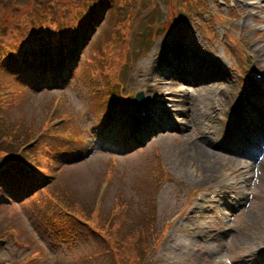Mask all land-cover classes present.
Instances as JSON below:
<instances>
[{
    "label": "rangeland",
    "instance_id": "1",
    "mask_svg": "<svg viewBox=\"0 0 264 264\" xmlns=\"http://www.w3.org/2000/svg\"><path fill=\"white\" fill-rule=\"evenodd\" d=\"M129 1L132 2L110 0L108 8L113 7V11L110 13V10L104 18L108 28L111 26L122 34L127 32L125 39L130 45V53L125 51L120 62H113L116 68H122L118 85L122 93H118L133 100L132 96L141 92L140 101L148 110L146 118H141L138 109H134L130 116L133 118L129 117L130 127L124 130L125 134L122 132L114 138L115 128L97 132L96 119L101 116L104 108L98 106L89 93V85L94 81L88 79L85 67L95 60L92 53L93 42L84 48L82 56L79 57V65L64 87L44 85L42 90L31 89V92L24 85L28 93L26 96L24 93L21 102L20 98L15 97L5 103L10 106L12 114L25 112L26 123H29L30 119L29 127H32L35 123L39 124L43 116L41 105H35L33 101L39 97L48 102L49 97L58 96L66 114L74 113L77 116L78 121L72 119V122L75 125L79 123L78 128H81L82 133L77 135L73 146L78 155L71 156L69 166L61 164L59 159H52L54 171L47 177L40 176L44 182L41 187L43 192L32 198V206L15 210L9 207V203H0V208L4 207V215L0 216V240H9L17 247L15 250L14 246L10 245V248L6 249L8 260L13 261L9 264H17L22 260L23 264H31L34 257L41 258L42 261L38 264H42L44 259L48 258V247L55 251V254H59L61 261L71 260V264H74L76 259L90 250L96 249L94 257L101 256L97 248L101 245L102 238L112 256L96 260L95 263H88V260L84 264H264V143L258 140L264 139V97L260 95L264 92V80L260 85H255L248 77L251 70L264 66L251 56L242 57L238 49L227 42L226 35L221 34L219 27L216 28L214 40H205L203 31L209 25L203 22L201 4L193 6L189 0H166L172 5L170 7L166 5L165 0H158L161 7H158V24L154 28L164 26L163 20L172 10L175 14L172 13L173 18L167 24L168 31L164 26L162 32L147 46L140 41L137 30L142 33L148 31L147 25L142 24L146 23L149 8L144 0ZM243 10L245 16L240 21L245 24L249 20L246 14L247 6H244ZM129 11L134 12L129 27L124 25L123 28L119 27V31L115 25L122 21L115 24V20ZM179 13L185 14V22H180ZM174 18L179 19L178 25ZM224 26L225 23L222 24V27ZM97 30L99 31L94 29V32ZM78 34L80 35L79 31ZM221 35L222 47L216 38ZM152 36L150 32L149 39ZM163 40H170L173 45L174 42L178 44V41L183 44V49L177 50L178 55L171 58L178 72L169 74L167 81L176 84L179 77L192 76L208 85L215 78L222 82L224 95L213 91L209 98L208 94L204 93L195 96L199 101L200 115L206 107H213L214 114L202 121L209 124L210 130L220 128L221 122L231 113V98L235 103H241L240 121L251 129L244 132L235 124L232 136L242 149L248 146L243 140L262 146L261 155L251 147L250 152L255 153L252 166L247 169L242 168L240 164L223 167L215 157L200 155L198 150L189 145V142L195 139L192 130L198 124V120H194L191 107L185 106L183 109L186 112L179 109L177 115L170 104L163 100L160 86L156 84L158 77H163V74L171 71V68L156 62L160 52L154 50V46ZM223 49L233 52L238 62L237 69L228 67L230 62L226 54H223ZM73 50L74 48L70 49L71 55L76 58L77 51ZM168 51L165 50L164 53L170 57ZM97 54L101 57L99 51ZM152 62H155L158 71L149 68L148 65ZM5 79L14 83L8 87L9 93L19 82L9 73ZM145 84L150 88L146 89ZM38 86L39 81L31 80L28 87ZM168 87L166 86L165 90ZM31 95L34 96L30 100L28 98ZM6 97V94L1 96L0 103ZM128 98L124 101L123 110L132 109L135 105V102ZM172 99L178 100L177 97ZM18 102L19 105L15 106ZM251 103L255 104V107H251ZM155 108L160 111L159 114L153 113ZM156 117L160 121L149 133L145 132L150 129L144 132L133 130L134 119H141L146 124L143 128L147 129L153 127L151 122ZM61 124L70 125V121H61ZM129 134L132 138L140 139V142L130 144L129 137H126ZM82 138L84 144L80 145ZM44 139L64 141L58 130ZM62 151L64 150H58L59 153ZM257 155L260 158H256ZM46 160L44 168L49 172L52 162L48 157ZM11 167L14 168V165ZM44 168L40 165L42 171ZM212 170H217L219 181L207 178L204 182L198 178L201 172ZM222 180L228 187L225 192L218 189ZM7 185L9 184H4ZM223 193H227L226 196ZM97 196L102 197L99 204L101 210L93 213L96 217L106 216L105 220L108 222L107 228L101 234L102 238L98 237L96 244H93L94 237L76 228L67 216L70 212L63 211L59 201L75 199L76 208L86 214ZM24 199H19L16 205L23 207L31 200L28 198L23 201ZM56 206L59 213L53 218L52 211H57ZM109 212L114 218H110ZM151 212L153 214L148 218L147 213ZM165 218H169L172 225L156 249L150 239L146 241L141 238L138 228L148 237ZM138 219L141 222L144 219L146 225L138 227ZM166 239L175 242L174 252L162 244ZM13 249L15 251L12 254ZM29 249L33 250V253L28 256L26 251ZM127 253L132 255L128 259Z\"/></svg>",
    "mask_w": 264,
    "mask_h": 264
},
{
    "label": "bare ground",
    "instance_id": "2",
    "mask_svg": "<svg viewBox=\"0 0 264 264\" xmlns=\"http://www.w3.org/2000/svg\"><path fill=\"white\" fill-rule=\"evenodd\" d=\"M172 45L173 42L170 40H163L155 45V50L160 52L157 58L160 64L168 66L173 63L171 58L176 57L178 52L176 48L172 47ZM165 50H169L168 52L170 57L164 53ZM148 66L156 71L154 62ZM172 73H177V71L174 70L169 74ZM169 74H165L163 77H158V81L156 83L160 86L159 90L162 92L161 94L164 100L170 103L171 109L175 112L179 109L184 112L185 110L183 108L185 106L191 107L194 120H198V124L195 126V129L192 130L195 134V139L189 142V145L193 146L195 150H198L200 155L215 157L223 164V167H234L240 164L242 168L246 169L252 165L250 163L251 158L253 157L250 153L252 148L247 146L246 150L242 149L232 136L234 125L238 122L241 110V108H239L233 100L230 104L231 113L227 114L226 118L223 122H221L220 128L210 130V126L202 122L207 120L211 114H214V111L212 110L213 107H206L200 115L199 101L195 98V96L204 93L208 94L207 97L209 98L213 91H217V93L219 92L221 96L224 95L225 91L222 90V82L219 78H215V80H213L209 85L201 80L195 79V77L192 76L187 79L181 78L178 83L172 84L167 81ZM186 83L188 86H186ZM166 86H169L172 90L164 93ZM145 88L149 89L150 86L145 84ZM173 97H177L178 100L174 101L172 99ZM244 129H248L247 126H244ZM219 168L220 167L218 166L217 169ZM237 172L240 173L239 171ZM198 178L201 181H204L207 178L215 179L217 178V170L209 171L207 174L201 172ZM227 188L228 187L223 180L222 183L218 185V189L222 190V192H225ZM173 249H175V247H173Z\"/></svg>",
    "mask_w": 264,
    "mask_h": 264
},
{
    "label": "trees",
    "instance_id": "3",
    "mask_svg": "<svg viewBox=\"0 0 264 264\" xmlns=\"http://www.w3.org/2000/svg\"><path fill=\"white\" fill-rule=\"evenodd\" d=\"M71 1V0H68ZM75 1V0H72ZM102 0H89V5L87 7V9L84 11L83 15L80 17H77V22L75 23V25H71L69 27V29L66 32L65 38L63 39V43L65 44V50L68 49L73 43L71 40L73 31H74V27L76 28H81L84 32H89L90 29L92 28L93 25H95L98 21V19L102 16V5L101 2ZM14 2V0H0V10L4 9L6 10L8 8L9 5H12ZM77 9V8H76ZM74 9V11L76 10ZM29 12L26 13V17L27 19H32L34 18V8L32 6L29 7L28 9ZM85 15V16H84ZM88 19V21L86 22V24H84V20ZM44 21V18H42V20H40L39 23H42ZM107 37V36H106ZM114 38V35H111V38L108 36L107 39V43H111L112 39ZM18 43L16 49L14 50H10L9 53L5 56V59L7 62L14 64L16 67H18V65L20 64V62L27 58L29 60H31V62H33V67L34 69L37 71L39 69L42 68V64H40V60H38L37 58H35V55L32 54V50L34 51H38L40 49V45H39V37H38V31L35 29V27H31L29 29V31L26 33V35L22 38H13L9 41H7L2 48H7L13 44ZM100 43V41H96L95 45L98 46V44ZM41 60H46V57L43 56ZM50 70V68H44V71L46 73H48ZM37 129L34 128L31 133H35ZM16 144H20L19 141H16ZM61 204L64 205L65 210L69 211L73 216H75L76 218H80L84 221V223H86V225L88 227H90L94 232H97L98 234H103L105 229L107 228V222L108 220L105 217H96L92 211V216H91V210H90V214L89 211L84 214L80 209L78 210L76 208V201L75 199L72 200H63V201H59ZM55 209L58 211H52V217H57L59 210L57 209V206L55 207ZM61 215H63L61 213ZM146 223L143 219V221L141 222L138 219L137 222V226H145ZM138 233L141 236V238L144 240L146 239V234L144 233V231L141 233L140 232V228H138ZM151 236L153 237V234H151ZM109 254V253H108ZM111 254V253H110ZM112 255V254H111ZM132 256L131 254L127 253L126 257L127 259Z\"/></svg>",
    "mask_w": 264,
    "mask_h": 264
},
{
    "label": "water",
    "instance_id": "4",
    "mask_svg": "<svg viewBox=\"0 0 264 264\" xmlns=\"http://www.w3.org/2000/svg\"><path fill=\"white\" fill-rule=\"evenodd\" d=\"M139 97V96H138ZM138 99V98H137Z\"/></svg>",
    "mask_w": 264,
    "mask_h": 264
}]
</instances>
